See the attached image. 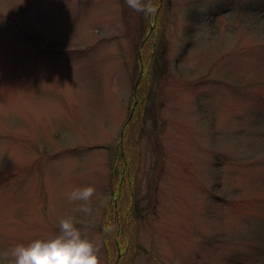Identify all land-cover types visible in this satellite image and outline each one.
<instances>
[{
  "label": "rangeland",
  "instance_id": "obj_1",
  "mask_svg": "<svg viewBox=\"0 0 264 264\" xmlns=\"http://www.w3.org/2000/svg\"><path fill=\"white\" fill-rule=\"evenodd\" d=\"M152 5L0 0V250L71 215L100 264H264V0Z\"/></svg>",
  "mask_w": 264,
  "mask_h": 264
},
{
  "label": "clouds",
  "instance_id": "obj_2",
  "mask_svg": "<svg viewBox=\"0 0 264 264\" xmlns=\"http://www.w3.org/2000/svg\"><path fill=\"white\" fill-rule=\"evenodd\" d=\"M125 3L137 13L154 11L152 0H125ZM95 194V187L85 186L75 187L67 195L70 202L77 204L76 211L91 217ZM86 231V227L77 226L75 217H63L54 235L0 250V264H100L99 249L87 238ZM104 231L111 232L112 227L106 225Z\"/></svg>",
  "mask_w": 264,
  "mask_h": 264
},
{
  "label": "water",
  "instance_id": "obj_3",
  "mask_svg": "<svg viewBox=\"0 0 264 264\" xmlns=\"http://www.w3.org/2000/svg\"><path fill=\"white\" fill-rule=\"evenodd\" d=\"M142 76V69L140 70V75H139V78L138 79H140V77ZM138 83H139V80H137L136 81V83L134 84V86H133V93H132V95H133V106H132V108H131V113H130V116H129V118H128V120H127V122H129V120L131 119V116H132V114H133V110H134V108H135V106H136V103H137V98H136V91H137V88H138ZM127 122H125V126L127 125ZM120 134V143H121V139H122V135H123V130H121V132L119 133Z\"/></svg>",
  "mask_w": 264,
  "mask_h": 264
}]
</instances>
